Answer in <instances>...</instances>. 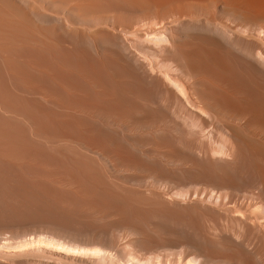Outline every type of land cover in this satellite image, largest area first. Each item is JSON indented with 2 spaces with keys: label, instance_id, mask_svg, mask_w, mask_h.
Returning a JSON list of instances; mask_svg holds the SVG:
<instances>
[{
  "label": "bare ground",
  "instance_id": "1",
  "mask_svg": "<svg viewBox=\"0 0 264 264\" xmlns=\"http://www.w3.org/2000/svg\"><path fill=\"white\" fill-rule=\"evenodd\" d=\"M0 264H264V0H0Z\"/></svg>",
  "mask_w": 264,
  "mask_h": 264
}]
</instances>
